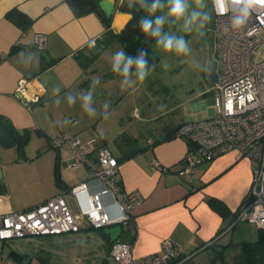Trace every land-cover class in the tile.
<instances>
[{
	"label": "crops",
	"instance_id": "obj_1",
	"mask_svg": "<svg viewBox=\"0 0 264 264\" xmlns=\"http://www.w3.org/2000/svg\"><path fill=\"white\" fill-rule=\"evenodd\" d=\"M120 2L115 0L111 23L106 27L93 12L76 17L66 0H0V115L16 130L29 131L22 153L15 146L0 144V213L25 210L57 193L62 194L72 212L78 213V202L67 190L86 179V168H76L83 175L72 178L70 171L76 169L70 166L72 157L67 144L57 149L49 146L50 141L70 132L78 134L82 141L94 139V145L108 148L109 137L115 152L108 149L119 163L117 179L121 189L136 191L141 196L131 218L121 224L118 239L131 244L135 258L159 253L163 240L168 239L199 262L205 253L200 250L213 241L217 243L223 231L236 224L233 212L248 193L250 164L236 151H228L197 165L193 177L181 170L180 161L188 150L187 140L169 135L184 122L212 117L208 109L213 96L208 88L178 92L174 85L171 88L150 84L145 88L144 99L151 101L142 107L141 114L135 112L137 104H122L130 91L142 86L136 83L121 88L122 77L111 70L110 58L121 49L115 34L123 24L121 14L127 13L118 9ZM13 8L33 19L26 30L6 17ZM37 33L47 37L42 50L32 43ZM93 40L96 47L90 49ZM213 72L214 68L212 82ZM93 77L100 78L93 94L97 115L89 117L78 96L73 105L67 103L66 96L89 89ZM22 78L27 81L28 94L40 93L39 101L26 106L14 95ZM57 87L59 105L55 102ZM105 101L110 105L108 112L119 105L125 109L120 108L114 114L115 119L106 120L102 113ZM125 116L132 121H125ZM66 120L70 123L65 124ZM130 122L134 124L128 127ZM144 122L153 124L141 131L140 123ZM31 141L37 142L35 149ZM209 197L222 201L231 214L226 218L220 216L208 203ZM103 200L108 211L115 215L117 206L111 196L105 195ZM104 228L89 227L82 220L79 230L50 236L88 245L90 257L96 260L94 264H117L109 254L113 241ZM89 231L96 232L89 235ZM33 236L47 235L27 237ZM5 243L0 242L3 255L0 264H46L43 256L29 258L18 251L21 257L15 260L11 250L3 252ZM66 251L75 258V263L85 260L86 254L79 247Z\"/></svg>",
	"mask_w": 264,
	"mask_h": 264
},
{
	"label": "built area",
	"instance_id": "obj_2",
	"mask_svg": "<svg viewBox=\"0 0 264 264\" xmlns=\"http://www.w3.org/2000/svg\"><path fill=\"white\" fill-rule=\"evenodd\" d=\"M212 5V0H211ZM229 16L213 11L212 32L215 39L213 88L215 95L212 117L182 123L176 136L184 137L188 150L183 172L195 176V168L216 157L236 151L247 159L251 168L248 193L236 210L235 220H243L264 229V5H257L241 29L229 26ZM33 46L44 49L47 37L37 33ZM27 81L20 79L14 95L26 106L37 102L40 93H27ZM94 139L82 141L78 134L64 132L51 139L49 146L67 144L72 157L70 166L86 168V179L68 188L77 200L79 212L74 213L61 193L25 210L0 213V242L31 235H51L74 232L80 222L93 228L123 224L131 218L141 196L126 192L118 183L119 163L110 150L94 145ZM110 195L117 206L112 215L103 200ZM109 254L117 264H172L187 258L184 249L170 240L162 242L159 253L135 258L129 242L113 241ZM0 251V258L2 257Z\"/></svg>",
	"mask_w": 264,
	"mask_h": 264
},
{
	"label": "rangeland",
	"instance_id": "obj_3",
	"mask_svg": "<svg viewBox=\"0 0 264 264\" xmlns=\"http://www.w3.org/2000/svg\"><path fill=\"white\" fill-rule=\"evenodd\" d=\"M207 4V10L211 11V0H207ZM166 11L167 9L165 8L164 10H162V12H158L157 15L163 14ZM211 15V23L206 26L205 35L203 37L199 36V34L196 32L185 34L181 30L182 21L175 24H165V32H170L178 36H185V39L189 41L190 47L192 49L191 55L178 56L174 52H166L161 47H159L154 40L151 47L155 55L158 56V60L154 65L155 67L145 81L137 82L142 87H140L139 90L130 91L126 95V100H124L122 104L126 106L137 104V111L135 112L141 114L144 110L142 109V107H146V104L151 101L144 99V97L146 96L145 88L150 84H157L162 85L163 87L167 86L171 88L174 85V87L179 90L178 92H181L182 90L185 91L186 89V91H188V89L190 90V88H193L194 90L208 88L212 96H214L216 92L215 89H210L211 85L213 84L211 80V74L215 59V39L212 32L213 12L211 13ZM193 61L199 63L201 66H203L207 62H211V71H202L200 68L194 66ZM133 79H135V77H133ZM120 108L123 110L125 109L124 107H121V105H119L118 109L114 108L113 110H110L108 112L109 115L106 120H110V118L112 117L115 119L114 114H117L116 112L118 110H121ZM212 108L214 109L213 105L208 109V112L210 114L209 116H213L215 114V112L212 111ZM124 118L126 119L125 121H132L127 116H125ZM99 123L101 124V122ZM108 124L112 125V123ZM133 124L134 123L131 122L128 123V127L133 126ZM140 124L142 125L140 130L144 131L143 127H146L153 123L144 122ZM135 126L137 127L136 123ZM106 143L108 145V148L115 152L112 138L107 137ZM30 145L35 149L37 147V142L34 143L33 141H31ZM70 173L71 177L73 176L74 178V175H76L77 177H79V175H83L81 169L70 171ZM93 232L96 231H89V235H92ZM257 232L258 228L255 224L243 220H239L234 226H229L228 228H226L217 242L219 245H227L226 251L224 253L225 264H241V245L244 242L254 241L257 238ZM6 242L7 243H5L4 245L3 252L7 253L10 250H15L18 252L26 253L29 258H32L34 256H43V259H45L44 263L46 264H94L96 261L95 258L90 257L88 245L80 241H63L61 239H58L57 237L55 238L53 236L47 235L12 238ZM88 242L92 243V240ZM70 247H79L83 253L85 252V260H81V262L75 263V258L72 259L70 254L66 251L67 248ZM83 249H85V251H83ZM198 258H196V260Z\"/></svg>",
	"mask_w": 264,
	"mask_h": 264
},
{
	"label": "clouds",
	"instance_id": "obj_4",
	"mask_svg": "<svg viewBox=\"0 0 264 264\" xmlns=\"http://www.w3.org/2000/svg\"><path fill=\"white\" fill-rule=\"evenodd\" d=\"M123 4V0H121ZM257 5H264V0H212V9H208L207 0H127L129 9L143 10L146 15L141 17L138 22L141 33L146 38L155 39L156 44L166 52H174L178 56L191 55L190 43L185 36L175 35L164 31L165 24H175L182 21L181 30L185 34L196 32L199 36L205 35L206 26L211 23L214 11L218 16H229V26L233 29L244 27ZM167 9L163 14L158 12ZM132 18V13H127ZM96 47L95 40L89 43V48ZM149 53L147 49H140L136 56H131L121 48L111 56V70L113 73L122 77L121 88H129L137 82H143L154 69V65L149 64ZM194 66L202 71H211V62L201 66L193 61ZM135 77V79H133ZM100 83L99 77H93L89 89L79 93H68L67 103L73 105L76 103L77 96L81 100V107L89 117L97 115V109L94 107L93 94L95 88ZM57 95L55 101L57 105L61 103L59 99L60 89L54 90ZM109 102L105 101L102 105V113L105 119L108 118ZM70 123L66 120L65 124Z\"/></svg>",
	"mask_w": 264,
	"mask_h": 264
},
{
	"label": "trees",
	"instance_id": "obj_5",
	"mask_svg": "<svg viewBox=\"0 0 264 264\" xmlns=\"http://www.w3.org/2000/svg\"><path fill=\"white\" fill-rule=\"evenodd\" d=\"M68 6L72 10L76 17L86 15L88 13H95L98 15L100 20L106 27L110 26L111 19L104 16L102 11L98 6V0H66ZM118 9L123 12H131L132 18L127 22V24L115 34V38L119 41L121 48H123L128 55L136 56L140 49H147L149 53V64L155 65L158 56L155 55L152 50V43L155 39L146 38L140 31L138 22L141 17L145 16L146 13L140 9H129L127 7V0H123V4L120 2L118 4ZM11 21H13L22 30H26L32 24L33 19L28 17L25 13L13 8L6 13ZM180 125L173 128L170 132L169 138L176 136V131ZM29 131L16 130L10 121L0 115V144L3 146H15L20 153L28 140ZM129 155L125 156V158ZM181 170L184 165V158L180 161ZM58 179V175H57ZM119 183V182H118ZM208 203L210 206L222 217L226 218L231 214L228 207L219 199L214 197L208 198ZM236 216V211L233 212V219ZM203 243L201 246H203ZM227 245H219L215 241L207 245L205 248L200 250V252L205 250L204 259L199 262L193 260L192 256L187 258H178L172 261V264H225L224 253ZM10 255L15 259H20V255L14 251H10ZM241 264H264V229H259L257 232V238L254 241L244 242L241 245Z\"/></svg>",
	"mask_w": 264,
	"mask_h": 264
},
{
	"label": "water",
	"instance_id": "obj_6",
	"mask_svg": "<svg viewBox=\"0 0 264 264\" xmlns=\"http://www.w3.org/2000/svg\"><path fill=\"white\" fill-rule=\"evenodd\" d=\"M98 6L104 16L108 19L112 18V14L115 9V0H98ZM122 18V26L120 27V30L127 24V22L130 20L127 13H123ZM104 232L109 234V238L111 241H115L119 238L121 232H122V226L121 224H114L110 227H105Z\"/></svg>",
	"mask_w": 264,
	"mask_h": 264
},
{
	"label": "bare ground",
	"instance_id": "obj_7",
	"mask_svg": "<svg viewBox=\"0 0 264 264\" xmlns=\"http://www.w3.org/2000/svg\"><path fill=\"white\" fill-rule=\"evenodd\" d=\"M123 16H124V15H123V14H121V17H122V18H123Z\"/></svg>",
	"mask_w": 264,
	"mask_h": 264
}]
</instances>
